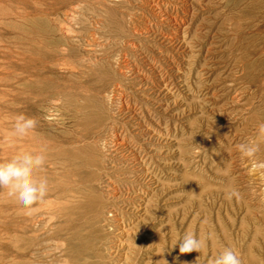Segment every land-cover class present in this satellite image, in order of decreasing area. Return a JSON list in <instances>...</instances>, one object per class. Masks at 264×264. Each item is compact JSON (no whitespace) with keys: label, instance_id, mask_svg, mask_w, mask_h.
<instances>
[{"label":"rangeland","instance_id":"obj_1","mask_svg":"<svg viewBox=\"0 0 264 264\" xmlns=\"http://www.w3.org/2000/svg\"><path fill=\"white\" fill-rule=\"evenodd\" d=\"M261 122L264 0H0V162L44 149L49 182L0 190V264H264Z\"/></svg>","mask_w":264,"mask_h":264},{"label":"clouds","instance_id":"obj_2","mask_svg":"<svg viewBox=\"0 0 264 264\" xmlns=\"http://www.w3.org/2000/svg\"><path fill=\"white\" fill-rule=\"evenodd\" d=\"M38 121L35 117L26 116L23 113L14 117L12 137H27L37 127ZM264 143V122L258 124L257 134L246 142L236 145L242 161L251 163V171L264 170V161L256 159L260 150V144ZM47 163L44 149L20 151L9 160L0 162V190H7V195L14 198L23 209L30 213L33 206L44 202L49 191V182L45 175ZM228 200L233 198L239 200L241 193L235 188L226 191ZM179 252L181 255L193 251L200 253L207 245L206 239L198 238L195 232L186 231L179 239ZM199 260V258H198ZM164 264L167 261L164 260ZM210 264H242L239 253L232 247H224L210 261Z\"/></svg>","mask_w":264,"mask_h":264}]
</instances>
